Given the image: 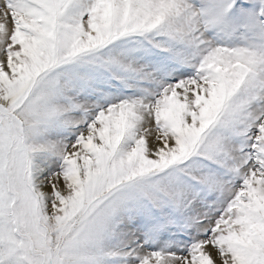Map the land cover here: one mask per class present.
Instances as JSON below:
<instances>
[{"label":"snow or ice","instance_id":"snow-or-ice-1","mask_svg":"<svg viewBox=\"0 0 264 264\" xmlns=\"http://www.w3.org/2000/svg\"><path fill=\"white\" fill-rule=\"evenodd\" d=\"M0 264H264V0H0Z\"/></svg>","mask_w":264,"mask_h":264}]
</instances>
